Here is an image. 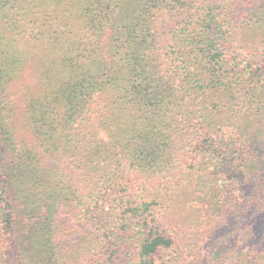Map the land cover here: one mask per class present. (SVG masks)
Segmentation results:
<instances>
[{
  "label": "trees",
  "instance_id": "trees-1",
  "mask_svg": "<svg viewBox=\"0 0 264 264\" xmlns=\"http://www.w3.org/2000/svg\"><path fill=\"white\" fill-rule=\"evenodd\" d=\"M263 26L264 0H0V264H264L224 249L264 217Z\"/></svg>",
  "mask_w": 264,
  "mask_h": 264
},
{
  "label": "rangeland",
  "instance_id": "rangeland-1",
  "mask_svg": "<svg viewBox=\"0 0 264 264\" xmlns=\"http://www.w3.org/2000/svg\"><path fill=\"white\" fill-rule=\"evenodd\" d=\"M262 43V44H260ZM264 44V26L258 28V30L255 31V35L251 36L250 42H248V45H250V48H248V53L250 56L252 55V60H257L258 62H262L263 56L262 53L264 52V48L261 46ZM225 179L220 177H217V183L219 191L223 192L222 196L224 199L228 200V203L230 205L227 206V211L233 212L235 211V206L241 207L244 202V193L241 190V185H239V182L235 179H228L224 177ZM207 202L203 201L201 205H203L204 210L207 207ZM222 215V212L220 213ZM230 219V218H229ZM224 220V219H223ZM245 225V231L251 230V234L253 240H255L250 245L247 244L246 238L244 234L237 235L235 240H228V243L224 246V249H239L244 251V256L252 259V257L257 256L260 253L264 252V217L263 216H254L250 219H247L243 222ZM208 232H203L202 234V244L198 247V253L204 254V241L208 239L207 236ZM208 237V238H207ZM205 239V240H204Z\"/></svg>",
  "mask_w": 264,
  "mask_h": 264
}]
</instances>
